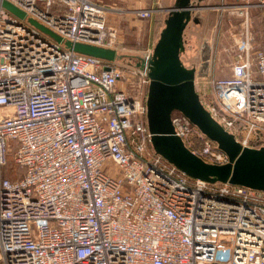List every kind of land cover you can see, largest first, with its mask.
I'll return each instance as SVG.
<instances>
[{
	"label": "built area",
	"instance_id": "2783aa9c",
	"mask_svg": "<svg viewBox=\"0 0 264 264\" xmlns=\"http://www.w3.org/2000/svg\"><path fill=\"white\" fill-rule=\"evenodd\" d=\"M232 4L245 18L231 75L210 80V106L201 103L242 147L260 149L264 50L254 46L247 15L264 12V0ZM108 24L96 0H0V166L13 146L21 172L0 178V264H264V192L191 179L154 152L152 50L120 66ZM171 123L193 155L229 162L182 113L173 111Z\"/></svg>",
	"mask_w": 264,
	"mask_h": 264
},
{
	"label": "water",
	"instance_id": "95a60500",
	"mask_svg": "<svg viewBox=\"0 0 264 264\" xmlns=\"http://www.w3.org/2000/svg\"><path fill=\"white\" fill-rule=\"evenodd\" d=\"M203 2L174 0L172 6L167 8L164 28L148 61L146 107L152 148L191 179L264 192V148L242 147L233 135L212 118L195 90V67L185 63L181 57L187 49L184 38L190 40L193 32L189 30L188 24H197L193 12L203 8ZM1 7L20 19L25 17L23 12L6 1L1 2ZM66 45L77 53L97 58L114 60L116 57L112 50L69 43ZM173 111L182 113L205 137L215 143L227 155L229 162L225 165H212L193 155L175 135L171 123Z\"/></svg>",
	"mask_w": 264,
	"mask_h": 264
},
{
	"label": "rangeland",
	"instance_id": "374dc122",
	"mask_svg": "<svg viewBox=\"0 0 264 264\" xmlns=\"http://www.w3.org/2000/svg\"><path fill=\"white\" fill-rule=\"evenodd\" d=\"M128 2H130L129 4L138 2L143 9L152 10V13L146 19H142L138 15L135 17L131 14H124L123 18L129 17L130 19L118 23L110 18L112 24L109 22L108 25L117 31V41L119 42L117 63L120 66H126L128 63L134 64L144 53L153 50V45L159 38V31L164 28L162 18L166 13L162 11L167 10L164 7L172 6L174 0H127V2L121 1L120 3L126 5L125 3L128 4ZM202 4L204 7L196 10L194 17L200 18L203 24L196 28L194 24L190 23L188 28L189 30L196 28L195 34L191 41L185 38L187 49L181 57L185 63L195 67V90L202 103L208 107L212 98L209 82L230 75V64L235 55L234 49H232L234 35L242 31L241 22L245 17L240 16L239 11L230 7L233 5L232 0H204ZM149 19H151V23H148L149 26L151 24L152 27L155 26L151 31L150 39L148 34L139 39L135 38V28L147 29L148 24L144 25V23ZM247 19L254 38V46L264 50L263 13L256 14L253 13V9L249 10ZM37 26L54 41H58L59 37L53 32L40 25ZM103 59L106 60V58ZM13 152L14 147L11 146V151L6 155L4 166H0V173H2L0 175L10 181L21 176V172L13 163Z\"/></svg>",
	"mask_w": 264,
	"mask_h": 264
},
{
	"label": "crops",
	"instance_id": "0c3cea01",
	"mask_svg": "<svg viewBox=\"0 0 264 264\" xmlns=\"http://www.w3.org/2000/svg\"><path fill=\"white\" fill-rule=\"evenodd\" d=\"M97 2H100V3H103L106 7H107V9H108V14H109V16H108V19H109V22H110V18L111 19H113L116 23H118L119 21L120 22H122V21H125V20H128V19H130L129 17H127V18H123L124 16V14H131V15H133V16H135V17H137V11H139V10H145V9H143L140 5H139V3L138 2H133L132 4H129L130 2H128V4L127 3H125L126 5H124V4H122V3H120L121 1L122 2H127V0H96ZM117 1V2H116ZM171 5H169V7H170ZM168 6H166V7H164V9H167V8H169ZM149 11V10H148ZM162 12H165L166 13V15L162 18V21H163V24H164V21H165V19L167 18V16H168V12H167V10H164V11H162ZM151 13H152V10H151ZM253 13H256V14H262L263 13V15H264V12H262V11H259V10H253ZM112 15V16H111ZM153 16V15H152ZM193 16H194V12H193ZM198 20H199V24L197 25V24H195V27L197 28V27H199V26H201L202 24H203V22H202V20L200 19V18H197ZM249 21V20H248ZM150 24L151 23V19H149L148 20V22L146 21V23H144V25H146V24ZM159 23V22H158ZM243 23V20H242V22H241V24ZM110 24H112L111 22H110ZM149 24H148V28L146 29V28H144L143 30H141V29H136L135 28V32H134V35H135V38H140V37H142L143 35H146V34H148V36H149V39H150V34H151V31H153V29H154V27L155 26H153L152 27V24L149 26ZM250 24V23H249ZM114 25V24H113ZM243 26V25H242ZM196 28H194V29H192V28H190L191 30H193V32L191 33V35H190V40L191 39H193V37H194V34H195V30H196ZM163 29V28H162ZM161 29V30H162ZM161 30L159 31V34L158 35H160V32H161ZM249 34H250V36H253L252 35V31H250V26H249ZM158 39V38H157ZM157 39H156V42H157ZM156 42H155V44H156ZM235 43V42H234ZM155 44L153 45V47L155 46ZM232 49H234L233 51L234 52H237V48H236V46H235V44H234V46L232 47ZM231 65V64H230ZM230 75H231V71H230ZM229 75V76H230ZM229 76H227V77H229ZM226 77V78H227Z\"/></svg>",
	"mask_w": 264,
	"mask_h": 264
},
{
	"label": "flooded vegetation",
	"instance_id": "af4514ba",
	"mask_svg": "<svg viewBox=\"0 0 264 264\" xmlns=\"http://www.w3.org/2000/svg\"><path fill=\"white\" fill-rule=\"evenodd\" d=\"M193 19H196L197 20V25L199 24V20L196 18V17H194L193 16ZM190 23H192V24H194L195 25V23H193V22H190ZM190 23L188 24V27H189V25H190ZM186 34V33H185ZM185 36V35H184ZM186 38V37H185ZM185 38H184V41L186 42V40H187V38H186V40H185ZM191 41V40H190ZM182 55V54H181ZM196 70V69H195Z\"/></svg>",
	"mask_w": 264,
	"mask_h": 264
},
{
	"label": "trees",
	"instance_id": "16d2710c",
	"mask_svg": "<svg viewBox=\"0 0 264 264\" xmlns=\"http://www.w3.org/2000/svg\"><path fill=\"white\" fill-rule=\"evenodd\" d=\"M6 159V158H5ZM0 174H2V173H0ZM0 177H1V179H5V177H2V175H0ZM12 181H14V180H12Z\"/></svg>",
	"mask_w": 264,
	"mask_h": 264
}]
</instances>
